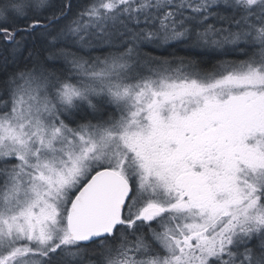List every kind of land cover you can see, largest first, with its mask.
<instances>
[{"label":"snow or ice","instance_id":"obj_1","mask_svg":"<svg viewBox=\"0 0 264 264\" xmlns=\"http://www.w3.org/2000/svg\"><path fill=\"white\" fill-rule=\"evenodd\" d=\"M0 264H264V0H0Z\"/></svg>","mask_w":264,"mask_h":264},{"label":"trees","instance_id":"obj_2","mask_svg":"<svg viewBox=\"0 0 264 264\" xmlns=\"http://www.w3.org/2000/svg\"><path fill=\"white\" fill-rule=\"evenodd\" d=\"M76 2L77 3H81V4H83V3H87V0H76ZM163 54H166V53H163ZM225 58H227V59H234V58H236L235 56H228V57H225ZM212 62H215V58H212Z\"/></svg>","mask_w":264,"mask_h":264}]
</instances>
